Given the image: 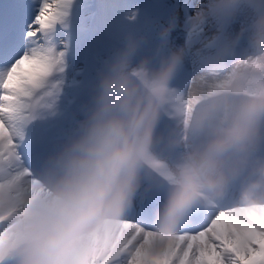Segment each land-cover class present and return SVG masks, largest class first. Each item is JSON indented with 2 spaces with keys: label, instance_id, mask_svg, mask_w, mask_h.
I'll list each match as a JSON object with an SVG mask.
<instances>
[{
  "label": "snow or ice",
  "instance_id": "1",
  "mask_svg": "<svg viewBox=\"0 0 264 264\" xmlns=\"http://www.w3.org/2000/svg\"><path fill=\"white\" fill-rule=\"evenodd\" d=\"M32 4L35 14L30 21L23 19L19 8L6 21L8 31H19V46L0 49V246L16 235L17 223L43 190L41 177L50 176L59 164L49 154L63 141L52 149L33 141L22 151L23 125L41 110L55 115L69 86L83 97L72 113L71 127L88 100L96 62L84 58L85 67L73 69L69 55L74 38L91 44L98 30L108 38L115 31L167 25L157 33V59L181 42L183 60L158 117L152 150L145 155L133 207L159 204L164 195L161 180L170 163L190 131L193 135L199 131L192 127L196 106L228 87L233 63L243 52L235 33L246 13L237 14L234 0H211L207 5L205 0H151L143 8L134 0H104L90 12L92 26L87 29L82 9H93L91 4L77 5L74 0ZM252 7L264 5L253 0ZM199 8L206 10L198 13ZM58 27L63 39L57 34L54 42ZM183 224L182 230L165 234L126 220L92 251L93 264H264V198L240 200L236 182L211 208L193 206Z\"/></svg>",
  "mask_w": 264,
  "mask_h": 264
},
{
  "label": "clouds",
  "instance_id": "2",
  "mask_svg": "<svg viewBox=\"0 0 264 264\" xmlns=\"http://www.w3.org/2000/svg\"><path fill=\"white\" fill-rule=\"evenodd\" d=\"M252 3L234 0L237 14L246 13L235 33L243 52L228 87L196 106L198 134L190 131L161 180L152 228L158 233L178 231L193 206L211 208L234 182L240 200L264 198V8ZM140 55L141 84L119 61L98 75L71 133L49 154L58 166L41 177L43 190L0 246L4 264H93L92 251L128 220L183 48L155 62L149 52Z\"/></svg>",
  "mask_w": 264,
  "mask_h": 264
},
{
  "label": "rangeland",
  "instance_id": "3",
  "mask_svg": "<svg viewBox=\"0 0 264 264\" xmlns=\"http://www.w3.org/2000/svg\"><path fill=\"white\" fill-rule=\"evenodd\" d=\"M99 3H102L98 0ZM134 2L141 4L142 8L145 4L149 3L147 0H134ZM171 2V0H169ZM38 3V0H37ZM74 3L79 5L80 3L90 4V0H74ZM19 8L23 12V19L25 21H30L31 17L35 14V8L32 4V0H0V49H10L14 50L20 44V35L19 31L12 33L8 31L6 27V21L10 12ZM92 10L85 8L82 12L83 14V26L87 29L90 28V19L89 15ZM162 28H167V25ZM162 28L156 30L150 26L143 28H130L121 31H115L111 33L109 37H114L118 39L121 45L113 44L108 41V38L103 36L99 30L97 31V38L95 39V48L97 55V76L94 73L91 84L90 91L95 86L98 75L112 66L113 61H119L121 68L126 71L138 84L142 83L141 80V55L140 53L149 52L152 54V59L155 62L157 57L155 55L157 49L160 47V41L158 39L157 33L163 32ZM57 34L59 37L63 38V33L57 28L56 32L53 33L52 39L55 42L57 39ZM62 35V36H60ZM60 39V38H59ZM177 47H181V42H177ZM88 46L87 42L78 43L77 40L73 39V49L72 53L69 55V63L75 68H82L85 65L82 62V59H88ZM74 75V71H69V77L71 78ZM76 80H85L84 77L76 76ZM79 90L71 86L67 87L64 90V95L61 97L58 105L57 112L55 115H49L46 111H40L43 116L53 118L59 112H62L63 115L67 113H73L81 103L83 97H78L77 92ZM71 101H75L77 106L72 108L70 105ZM87 104V102H86ZM86 107V105H85ZM28 124V122L25 125ZM74 127V126H73ZM66 131V134L69 135L73 129ZM24 136V135H23ZM27 139L24 138L21 148L22 151L27 149L28 144V132L26 133ZM131 220V219H128ZM133 221V220H131ZM134 222V221H133ZM137 223V222H135ZM141 225V224H140ZM142 226V225H141Z\"/></svg>",
  "mask_w": 264,
  "mask_h": 264
},
{
  "label": "bare ground",
  "instance_id": "4",
  "mask_svg": "<svg viewBox=\"0 0 264 264\" xmlns=\"http://www.w3.org/2000/svg\"><path fill=\"white\" fill-rule=\"evenodd\" d=\"M26 130H27V127H25V125H23V127H22L23 135L26 134Z\"/></svg>",
  "mask_w": 264,
  "mask_h": 264
}]
</instances>
